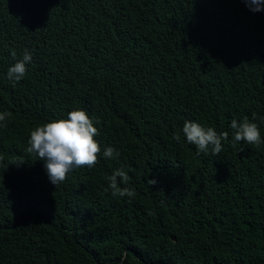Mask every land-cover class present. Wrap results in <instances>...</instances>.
Returning <instances> with one entry per match:
<instances>
[{"label": "trees", "instance_id": "1", "mask_svg": "<svg viewBox=\"0 0 264 264\" xmlns=\"http://www.w3.org/2000/svg\"><path fill=\"white\" fill-rule=\"evenodd\" d=\"M26 49L13 85L7 71ZM77 109L98 129L100 161L55 186L27 152L30 132ZM4 112L0 264H264V10L0 0ZM245 118L261 144H233L231 122ZM185 121L228 132L222 151L198 153ZM107 147L119 156L105 158ZM117 169L134 197L112 195Z\"/></svg>", "mask_w": 264, "mask_h": 264}, {"label": "clouds", "instance_id": "2", "mask_svg": "<svg viewBox=\"0 0 264 264\" xmlns=\"http://www.w3.org/2000/svg\"><path fill=\"white\" fill-rule=\"evenodd\" d=\"M244 2L252 11L264 10V0H244ZM31 60V53L26 49L23 58L8 69L7 79L13 82V85L25 76L26 65ZM10 115L11 113L8 112L0 113V127H6L4 122ZM231 128L234 130L233 144L239 141L253 145L262 143L258 126L246 118L242 123L233 120ZM182 131L187 142L195 145L198 153L204 154H207L210 148L212 154H219L223 147L222 141L228 140L229 137L228 132L218 134L215 129L205 128L193 121H185ZM98 134L97 127L86 111L72 110L67 114V119L53 120L32 130L27 152L35 153L45 162L48 178L56 186L64 182L67 174L74 168H93L99 163L101 147L95 139ZM174 138L179 140L180 136L176 135ZM103 156L114 159L119 153L113 147H107L103 151ZM2 159L3 157L0 156V160ZM129 179L123 169L115 170L108 177L112 195L134 197L136 193L132 188L119 187L121 183L127 185ZM147 183L154 185L157 181L149 179Z\"/></svg>", "mask_w": 264, "mask_h": 264}]
</instances>
